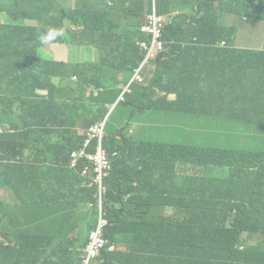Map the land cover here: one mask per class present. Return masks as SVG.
Segmentation results:
<instances>
[{"label":"trees","instance_id":"trees-1","mask_svg":"<svg viewBox=\"0 0 264 264\" xmlns=\"http://www.w3.org/2000/svg\"><path fill=\"white\" fill-rule=\"evenodd\" d=\"M154 3L167 20L166 49L144 68L143 82L131 83L147 56L137 43H151L140 27ZM227 15L264 20V0H0V264H81L99 225L100 191L93 173L69 167L70 154L107 118V89L130 112L103 142L113 161L104 232L127 252L104 253L103 264H264V152L124 134L147 101L183 109L157 95L183 75L165 61L168 51L234 45L235 28L218 22ZM48 28L64 35L42 44ZM249 54L264 51H233L215 70L220 85L229 81L241 122L264 126V67L255 59L260 71L247 79Z\"/></svg>","mask_w":264,"mask_h":264},{"label":"rangeland","instance_id":"rangeland-1","mask_svg":"<svg viewBox=\"0 0 264 264\" xmlns=\"http://www.w3.org/2000/svg\"><path fill=\"white\" fill-rule=\"evenodd\" d=\"M218 22L230 27L229 19L224 16H221ZM232 24L237 27L235 36L239 45H248L254 48L264 46V20L256 21L252 17H248L247 23L236 18ZM242 25L247 27L248 31H244ZM148 68L149 66L146 67V69ZM116 97L115 90L107 89L108 108L114 104ZM114 111L111 126L108 128V132L111 133L115 130V126L123 123L130 112L121 104H118ZM124 134L137 141H158L166 144L264 152L263 125L240 121L229 124L216 115L175 117L170 111L154 110L152 114L136 117ZM1 195L7 203L14 204L13 192L5 189ZM16 205L17 201L15 200L13 207Z\"/></svg>","mask_w":264,"mask_h":264},{"label":"crops","instance_id":"crops-1","mask_svg":"<svg viewBox=\"0 0 264 264\" xmlns=\"http://www.w3.org/2000/svg\"><path fill=\"white\" fill-rule=\"evenodd\" d=\"M5 1V0H4ZM1 18L6 20V15H2ZM230 21V26H233V22L236 20V16L226 17ZM244 21V20H243ZM245 22V21H244ZM244 31H248L247 27L241 26ZM225 46L208 45V47H183L185 51H177L172 48L168 51L165 61L176 65L182 72L181 78L174 79L169 85V93H161L158 88L156 89L157 95L164 98L166 97L171 102H180L183 109L177 111L174 110L173 116L185 117V116H209L216 115L221 118H235L238 121L241 120L238 108L236 106L229 105L231 98L229 97L228 82L223 87L220 85L222 73L216 71V67L230 63L231 54L236 49L241 51H249L252 53L262 52L263 47L254 48L248 45H239L235 37L234 48H223ZM223 51H226V55H223ZM185 52V53H184ZM227 57L229 59H223ZM247 60H252V56L246 55ZM264 62V55L261 56ZM226 70V72H229ZM254 73L246 72L247 78L252 77ZM264 77V73H262ZM103 91V90H101ZM99 91H95L97 96ZM109 106V105H108ZM146 110L136 112L135 118L143 114H152L154 109H149L148 101L146 103ZM154 106V105H153ZM155 107V106H154ZM100 121L92 126H100L103 124L104 132L108 131L107 121ZM85 139L86 132L84 133ZM91 138V137H88ZM84 139V140H85ZM84 143L79 144L77 149ZM75 149V150H77ZM16 200V199H15ZM14 200V203H15ZM169 212V210H168ZM119 252H127L124 248H118ZM99 264H101L99 262Z\"/></svg>","mask_w":264,"mask_h":264},{"label":"built area","instance_id":"built-area-1","mask_svg":"<svg viewBox=\"0 0 264 264\" xmlns=\"http://www.w3.org/2000/svg\"><path fill=\"white\" fill-rule=\"evenodd\" d=\"M167 20L165 17L158 14L155 3L152 10L147 11L144 17V22L140 28V31L144 35L151 37V43L148 45L146 41H140V45L143 49L147 50L146 59L141 63L140 67L134 72L131 83L143 82V70L147 66L150 60L155 59L159 53H163L166 49V43L163 41V33L166 27ZM88 140L85 145L76 151H73L70 155L69 167L73 170L82 169L81 175L88 177L93 173V181L99 187L100 191V221L97 230L91 234L90 242L82 250L81 264H99L104 251L108 248L113 251L116 249V245L111 243L108 238L105 237V228L107 221L103 219V195L106 193L104 187V180L107 179L112 170L113 162L108 157L107 153L100 147L95 153H90L88 148L93 139L102 140L104 136L103 124L93 126L88 134ZM119 152H114L113 156L117 157Z\"/></svg>","mask_w":264,"mask_h":264},{"label":"clouds","instance_id":"clouds-1","mask_svg":"<svg viewBox=\"0 0 264 264\" xmlns=\"http://www.w3.org/2000/svg\"><path fill=\"white\" fill-rule=\"evenodd\" d=\"M229 16H231V15H227V16H225L224 18H226V17H229ZM236 18H239V19H241V20H244L245 22H247L248 23V19L246 18V17H238V16H236ZM144 22V21H143ZM143 24V23H142ZM142 26V25H141ZM230 27H232V28H235V29H237V27L236 26H230ZM141 28V27H140ZM140 33H141V31H140ZM142 34V33H141ZM64 35V33H63V30L62 29H58V28H48L47 29V31L46 32H44V33H42L40 36H39V40H40V42L42 43V44H49V43H51V42H53V41H55V40H57V38H59V37H62ZM142 35H144V34H142ZM236 37V36H235ZM138 44V46L140 47V48H142L141 47V45H140V41L137 43ZM227 44V41H222V42H220L219 44H217L216 46H225ZM228 45V47H223V48H234V45H235V42H234V45H229V44H227ZM236 51H241V50H238V49H236ZM264 51V50H263ZM262 51V52H263ZM246 52H249V51H246ZM252 53V52H251ZM255 53H260V52H255ZM262 55H264V54H262ZM262 55H260L259 57L258 56H254V55H251V54H249V56H252L253 58H252V60H251V66H250V68L248 69V72H252V73H255V72H259L260 70L257 68V67H255V66H253V61L255 60V59H257V58H260L261 59V56ZM261 61H262V59H261ZM262 63H263V67H264V62L262 61ZM247 79H250V78H247ZM123 98V97H122ZM117 105V104H116ZM115 107L116 106H114V105H111L110 106V111L111 112H113L114 111V109H115ZM143 109H145L146 110V107H144ZM149 109H154L155 110V107L152 105V106H149ZM145 110H142L143 112L145 111ZM135 119V116L132 118V120H131V122H130V124L133 122V120ZM105 121L104 122H106V121H108V117L107 118H105L104 119ZM224 120H226L228 123H229V119H227V118H224ZM240 122H241V120H239ZM129 124V125H130ZM229 124H232V123H229ZM93 126H91L87 131H86V139L84 140V143L79 147V148H81V147H83L84 145H85V143H86V141L88 140V134H89V132H90V129L92 128ZM107 136V133L106 132H104V136H103V138H102V140L100 141V139H98V138H96V139H93L92 140V142H91V144H90V146H89V148H88V151L90 152V153H95L100 147L106 152V149L104 148V145H103V142H104V139H105V137ZM135 140V139H134ZM135 141H137V140H135ZM138 142H153V141H138ZM78 148V149H79ZM77 149V150H78ZM74 151H76V150H74ZM73 152V151H72ZM71 152V153H72ZM107 153V152H106ZM71 155V154H70ZM109 157V156H108ZM110 158V157H109ZM111 159V158H110ZM112 160V159H111ZM113 162V161H112ZM69 165H70V163H69ZM84 177V176H83ZM89 177V176H88ZM94 182V181H93ZM90 242V240L88 241V243ZM119 247H116V249L115 250H113V251H111V250H109L108 248L104 251V253H115V252H119V249H118ZM104 253H103V255H104ZM103 255H102V257H101V260H100V263L101 264H103L104 263V258H103Z\"/></svg>","mask_w":264,"mask_h":264},{"label":"water","instance_id":"water-1","mask_svg":"<svg viewBox=\"0 0 264 264\" xmlns=\"http://www.w3.org/2000/svg\"><path fill=\"white\" fill-rule=\"evenodd\" d=\"M114 106H116V104H115ZM111 113H112V112L110 111L107 117H109V115H110Z\"/></svg>","mask_w":264,"mask_h":264}]
</instances>
